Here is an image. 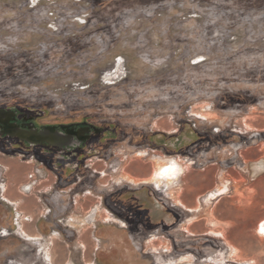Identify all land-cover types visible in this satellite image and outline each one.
Instances as JSON below:
<instances>
[{"label":"rangeland","instance_id":"obj_1","mask_svg":"<svg viewBox=\"0 0 264 264\" xmlns=\"http://www.w3.org/2000/svg\"><path fill=\"white\" fill-rule=\"evenodd\" d=\"M25 105L124 135L29 192L37 163L0 150V264H264V0H0V107Z\"/></svg>","mask_w":264,"mask_h":264},{"label":"flooded vegetation","instance_id":"obj_2","mask_svg":"<svg viewBox=\"0 0 264 264\" xmlns=\"http://www.w3.org/2000/svg\"><path fill=\"white\" fill-rule=\"evenodd\" d=\"M0 110L10 114L9 122L0 124V150L4 153H22L27 154L28 157H35L52 169L60 182H67L71 178L75 180L78 173H84L87 160H92L110 149L124 135L123 130L117 125L98 123L91 116L82 118L72 115L55 116L52 117L53 121L49 122L44 121L47 116H50L44 107L34 108L25 105L0 107ZM16 130L22 133H41L51 130L54 136H49L48 140L42 144L33 145L15 135ZM140 142L141 145L155 144L143 138ZM160 147L164 151L170 149L167 145ZM133 208L138 212L145 211L137 203Z\"/></svg>","mask_w":264,"mask_h":264},{"label":"built area","instance_id":"obj_3","mask_svg":"<svg viewBox=\"0 0 264 264\" xmlns=\"http://www.w3.org/2000/svg\"><path fill=\"white\" fill-rule=\"evenodd\" d=\"M75 87H77L78 89H81V90L86 88V86L80 85V84H75ZM181 118H182L183 124H181V123L178 124L176 129H173L169 133H167L168 135H173V136L178 137L177 135L179 134V132L181 130H183L182 129V125L188 126V128L192 129L193 131L198 129L197 121H198L199 118L195 115V113L192 111L191 108L190 109H186L183 112V115H182ZM158 119H160V118H158ZM202 120H206V119L202 118ZM221 132H222L221 128L214 129L212 131L213 134H219ZM158 149H160V148H158ZM160 150H163V149H160ZM163 152H164L163 154H165V156L166 155L170 156V155L167 154L166 150L165 151L163 150ZM171 156H175V155H171ZM177 156H179V155H177ZM27 163H37L36 165L33 166V170L28 175V179H29V183L28 184H29L30 187H33V186L37 185L38 183H40V181L47 179V177L45 176L44 168L45 169H49L48 167H46L40 161L35 159V157H33V156L29 157ZM194 164H197V163L195 162ZM199 165H201V163H199ZM86 169L91 170L93 172V174H96V173L100 174V172L97 171L96 169L92 170V164L90 165V164L86 163L85 166H84V170H86ZM46 174H47V172H46ZM55 176H56V178H58L57 175H55ZM83 178H84V176L81 173H78L76 175V182H81ZM13 207H14L13 211L16 212L17 207H15V206H13Z\"/></svg>","mask_w":264,"mask_h":264},{"label":"water","instance_id":"obj_4","mask_svg":"<svg viewBox=\"0 0 264 264\" xmlns=\"http://www.w3.org/2000/svg\"><path fill=\"white\" fill-rule=\"evenodd\" d=\"M9 118H10V114L0 110V124H7L9 122ZM15 135L19 136L20 138H23L25 140H27L30 144H42L44 142H46L48 140V137L51 136L53 137L54 135H52L51 130H45L44 132L41 133H36V132H30V133H22L18 130L15 131ZM180 142V137H175L170 139V144L167 145L168 148H170L169 150L172 153H176V151L178 150V144ZM182 144V143H181ZM181 144L179 145V148L181 147Z\"/></svg>","mask_w":264,"mask_h":264},{"label":"bare ground","instance_id":"obj_5","mask_svg":"<svg viewBox=\"0 0 264 264\" xmlns=\"http://www.w3.org/2000/svg\"><path fill=\"white\" fill-rule=\"evenodd\" d=\"M179 172H180V168L176 164V162L174 163V165L173 164H170V165L164 164V165L160 166L158 171H157L158 181L162 184H164V183L169 184L173 181L174 177H176L179 174ZM30 189H31V187L29 186V184L25 185L23 187L24 192H29ZM258 232L261 233V235L264 234V221L259 224Z\"/></svg>","mask_w":264,"mask_h":264},{"label":"crops","instance_id":"obj_6","mask_svg":"<svg viewBox=\"0 0 264 264\" xmlns=\"http://www.w3.org/2000/svg\"><path fill=\"white\" fill-rule=\"evenodd\" d=\"M204 184H206L205 186H203ZM201 192L199 194H197L194 198L195 203L189 205L190 209L188 211H197L192 209V207H195V204L198 202V199H202L204 197V195H206V193H211L213 191H215V187H216V183L214 182V180L211 178H207L202 184H201ZM205 187V188H204ZM154 190L158 191L160 194L164 195V196H170L169 193H164L162 191H160L159 189H155Z\"/></svg>","mask_w":264,"mask_h":264},{"label":"trees","instance_id":"obj_7","mask_svg":"<svg viewBox=\"0 0 264 264\" xmlns=\"http://www.w3.org/2000/svg\"><path fill=\"white\" fill-rule=\"evenodd\" d=\"M167 153H172L171 151H166ZM74 178H71L70 180H68V181H71V180H73Z\"/></svg>","mask_w":264,"mask_h":264}]
</instances>
